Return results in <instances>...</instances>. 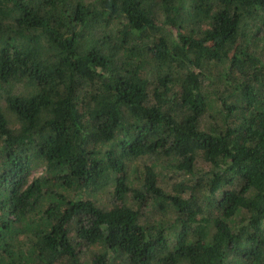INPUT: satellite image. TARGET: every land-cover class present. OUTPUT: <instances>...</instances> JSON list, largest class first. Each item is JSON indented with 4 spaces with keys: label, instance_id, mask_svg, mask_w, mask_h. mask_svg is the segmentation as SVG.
<instances>
[{
    "label": "trees",
    "instance_id": "obj_1",
    "mask_svg": "<svg viewBox=\"0 0 264 264\" xmlns=\"http://www.w3.org/2000/svg\"><path fill=\"white\" fill-rule=\"evenodd\" d=\"M0 264H264V0H0Z\"/></svg>",
    "mask_w": 264,
    "mask_h": 264
},
{
    "label": "rangeland",
    "instance_id": "obj_2",
    "mask_svg": "<svg viewBox=\"0 0 264 264\" xmlns=\"http://www.w3.org/2000/svg\"><path fill=\"white\" fill-rule=\"evenodd\" d=\"M140 162H141V158L138 160V163H140ZM202 167H205V164L202 165ZM202 167H201V168H202Z\"/></svg>",
    "mask_w": 264,
    "mask_h": 264
}]
</instances>
